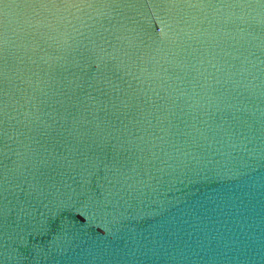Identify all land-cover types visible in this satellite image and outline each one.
<instances>
[{
  "label": "water",
  "instance_id": "95a60500",
  "mask_svg": "<svg viewBox=\"0 0 264 264\" xmlns=\"http://www.w3.org/2000/svg\"><path fill=\"white\" fill-rule=\"evenodd\" d=\"M0 264H264V0H0Z\"/></svg>",
  "mask_w": 264,
  "mask_h": 264
}]
</instances>
